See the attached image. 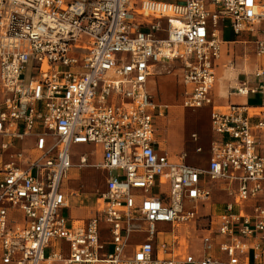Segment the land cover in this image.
Returning a JSON list of instances; mask_svg holds the SVG:
<instances>
[{
  "label": "built area",
  "instance_id": "1",
  "mask_svg": "<svg viewBox=\"0 0 264 264\" xmlns=\"http://www.w3.org/2000/svg\"><path fill=\"white\" fill-rule=\"evenodd\" d=\"M225 21L264 79V0H0V264H264V102L214 103ZM166 62L183 108L210 110L205 168L158 141L167 106L147 83ZM232 92L264 101V81ZM79 146L100 149L104 189L67 225L70 172L89 158L74 163ZM216 189L231 200L199 226Z\"/></svg>",
  "mask_w": 264,
  "mask_h": 264
},
{
  "label": "rangeland",
  "instance_id": "2",
  "mask_svg": "<svg viewBox=\"0 0 264 264\" xmlns=\"http://www.w3.org/2000/svg\"><path fill=\"white\" fill-rule=\"evenodd\" d=\"M224 24L227 25L228 21L224 22ZM228 35L229 31L227 30L225 36L227 37ZM232 49L235 50V60H233V63L237 62V64H227V58L231 59L232 57L228 55L226 51L222 54L216 69L214 89L216 94L223 98L228 96V89L230 86H235V76L237 73L239 74L244 71L245 74H250V72H253V68L250 66H245L240 69L241 67L239 66L240 63L238 59L243 55L242 46L234 45ZM247 55L251 57L252 53L247 51ZM27 72L29 73V68ZM179 72L181 73V71L172 70L171 64L168 62L157 64L156 69L153 68L152 71L151 91L153 96L157 103L167 106L164 116L159 118L160 126L158 133L160 144L163 148L167 149L171 155L178 157L185 154L184 161L186 164L202 169L206 167V162L209 157L211 141L209 122L210 110L209 108L195 110L183 108L182 98L180 97V92H178L180 87L176 78V76L180 74ZM241 79L242 78H240V81ZM257 81L261 82L264 81V79L262 78ZM186 89L187 91H191L192 86H188ZM261 99L262 97L257 95L250 96L249 103L251 105H258L261 103ZM192 134H196L197 141L194 142L191 139ZM198 147L201 149L200 152H196V148ZM83 152L87 153L89 158L86 167L74 171L75 173H73V175H76L74 177L77 178L79 190L73 193L72 197L78 202V205H82V210L85 212V216L88 217L92 210H94L95 199L104 189L103 184L105 173L100 168L94 167L101 162L99 148H94L92 146L73 148L74 163H77L78 156ZM73 198L70 201L71 206L74 204ZM230 200L231 198L229 196L216 189L213 192L211 200L207 204L199 205V226L203 227L207 225L204 217L207 216V210H209L211 204L213 213L217 214L219 210L223 209L224 204L230 202ZM260 200L261 199L254 204L264 207V203ZM250 211L251 210H249V212ZM64 216L65 219L68 220L67 225H69V219L74 217V211L72 208L69 207V209L65 210ZM211 226L214 231L217 230L214 218L211 222ZM206 230V228H202L197 231H190V253L196 257L201 255V239ZM185 231V228H181L178 233L184 234Z\"/></svg>",
  "mask_w": 264,
  "mask_h": 264
},
{
  "label": "crops",
  "instance_id": "3",
  "mask_svg": "<svg viewBox=\"0 0 264 264\" xmlns=\"http://www.w3.org/2000/svg\"><path fill=\"white\" fill-rule=\"evenodd\" d=\"M226 22V21H225ZM228 24L224 26V28L221 30V36L223 38V41L226 42V44H228L226 46V44H223L222 45V53H221V57H222V54L224 52H226V50L229 49V46L231 45L232 47H234V45H241L240 43H235V44H232V41L234 40V36L230 30L229 27H227ZM229 31V35L226 37L225 36V33L226 31ZM242 41L245 40L246 43H245V48H243V45L242 46V52L246 49V51H249L252 53L251 57H247V59H243V58H240L238 59L239 60V63H240V69H242L243 67L245 66H250L251 68H253V72H250V74H245L244 71L240 72L239 74L237 73L236 76H235V86H230V88L228 89V96L226 98H223V97H219L216 92H215V89L213 87V100H214V103L217 105V106H226L227 104H247L248 106L250 107H257V106H261L262 105V102H264L262 99H261V103L258 104V105H251L249 103V98L250 96H253V95H249L247 97H241V96H237L235 95L233 92H232V89L239 86L241 83L247 81L249 84H254L257 82V80L252 76L254 74V72L261 66L263 65V61L256 57L254 54H253V47H252V44L247 41L249 38H245V37H242L240 38ZM228 48V49H227ZM244 49V50H243ZM220 57V59H221ZM228 59V62L227 64H232V65H236V63H230L231 62V59L227 58ZM236 61H237V57H236ZM171 64V68H174L173 70H176V71H179L176 67V64L175 63H170ZM157 66V65H156ZM155 66V67H156ZM154 67V68H155ZM217 69V68H216ZM244 73V74H243ZM251 77V78H250ZM177 78V82L179 84V87L180 89L178 90V92H181L183 90V85H182V81H181V73L179 75L176 76ZM240 78L241 81H240ZM151 77L149 78L148 80V83H147V91L153 95L152 91H151ZM215 81H216V70H215ZM214 85H215V82H214ZM255 96V95H254ZM259 96V95H257ZM260 97V96H259ZM263 99H264V95H263ZM160 122H159V119L156 120V127H157V138H158V141L160 142V138H159V133H158V130H159V125ZM211 134V132H210ZM213 140V136L211 134V141ZM210 141V143H211ZM80 147V146H79ZM82 147H89V146H82ZM161 149L166 151L169 156H171L172 158H175L176 156L175 155H171V153L162 147L161 145ZM208 161V159H207ZM206 165H207V162H206ZM74 171H78V170H72L70 172V176H69V182H68V194H69V198H68V201H69V207L72 208V210L74 211V217L69 219L70 220V223L69 225L73 222L74 225H78L81 223L82 220H85L87 219L88 217H90L92 214H93V210L92 212L89 214L88 217L85 216V212H83V207L82 205H78V202L72 197L73 193L77 192L79 189V185L77 183V178H75L74 176L76 175H73V173H75ZM73 175V176H72ZM76 185V186H75ZM104 185V184H103ZM74 199V204L73 206L70 205V201L71 199ZM68 207V209H69ZM81 208V210H80Z\"/></svg>",
  "mask_w": 264,
  "mask_h": 264
},
{
  "label": "bare ground",
  "instance_id": "4",
  "mask_svg": "<svg viewBox=\"0 0 264 264\" xmlns=\"http://www.w3.org/2000/svg\"><path fill=\"white\" fill-rule=\"evenodd\" d=\"M156 66V65H155ZM155 66H153V68L155 67ZM155 69H156V67H155ZM180 71V70H179ZM180 73V72H179Z\"/></svg>",
  "mask_w": 264,
  "mask_h": 264
}]
</instances>
